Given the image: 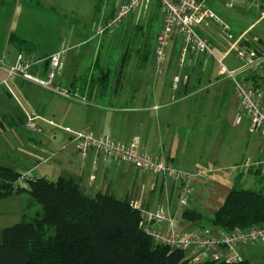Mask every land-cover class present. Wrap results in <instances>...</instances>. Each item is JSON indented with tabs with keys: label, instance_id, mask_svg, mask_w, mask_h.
<instances>
[{
	"label": "crops",
	"instance_id": "obj_1",
	"mask_svg": "<svg viewBox=\"0 0 264 264\" xmlns=\"http://www.w3.org/2000/svg\"><path fill=\"white\" fill-rule=\"evenodd\" d=\"M121 2L123 0L118 4ZM208 2L213 9L222 4L219 0ZM59 6L51 0H0V166L19 174L29 173L33 179L56 181L70 177L90 196L109 193L140 210L163 208L178 219L181 229L216 231L212 219L231 189L244 178L250 181L254 177L253 182L259 187L264 179L260 170L242 167L247 157L253 161L264 160V140L257 143L251 136L248 142L238 139L254 132L248 119L235 123L240 103L232 79L221 73L217 62L220 59L230 70L241 69L242 62L235 56L234 48L241 43L243 35L253 34L254 27L236 30L233 39L218 34L217 24L215 31L200 27V34L214 48V55L191 54L184 64H181V53L185 42L176 34L166 47L159 69L157 36L164 16L158 2L153 0L132 13L136 15V27L147 26L157 14L161 18L152 60L144 64L148 56H142L141 50L146 41L134 44L131 49L132 39L127 31L119 37L120 59L115 61L112 70L105 51L113 43L117 24L109 27V23L119 5L98 15L99 8L95 5L89 11L95 15L90 14L80 25L86 30L91 21L95 22L94 43L91 38L82 39L79 29L68 34L66 20L57 25L58 30L68 35L72 42L69 45L77 46L67 52L58 83L79 88L86 99L61 97V100L51 91L21 77H9L5 66L12 64L20 53L28 58L43 59L60 48V42L55 40L54 45L40 50L32 33L43 22L41 15L54 8L64 12ZM12 37L27 44L19 45ZM66 41L63 40V46ZM239 76L255 81L260 78L252 69L240 70ZM99 77L106 78L108 86L104 90L91 85V81ZM27 114L40 117L41 133H19ZM84 129L96 136L110 133L115 140L126 144L138 139L141 149L151 157L166 160L181 171L202 170L205 178L195 180L189 205L179 209L182 184L176 179L141 171L119 160H108L94 150L86 157L79 155L73 134ZM238 169L245 172L237 173ZM28 200L27 193H14L0 199V208L6 206L0 211V218L4 214L5 219L20 218V221ZM12 204L18 208L12 209ZM185 210L193 212V217H184ZM2 230L0 228V242ZM239 252L252 264L258 261L264 264V256L247 253L244 246Z\"/></svg>",
	"mask_w": 264,
	"mask_h": 264
},
{
	"label": "built area",
	"instance_id": "obj_2",
	"mask_svg": "<svg viewBox=\"0 0 264 264\" xmlns=\"http://www.w3.org/2000/svg\"><path fill=\"white\" fill-rule=\"evenodd\" d=\"M150 1L153 0H126L119 5L109 27L117 24L128 14ZM154 1L158 2L164 16L163 27L157 36L159 69L166 56V47L176 34L182 36L185 42L181 53V64H184L191 54L214 55L212 44L200 34L198 30L200 27H209V23H214L222 28L229 39L234 38L230 25L223 21L209 5V0ZM263 1L251 0L250 4L259 8V4ZM226 6L234 7L233 3H226ZM241 40V43L234 48L235 56L242 62L241 69L230 70L220 59H217V62L220 64L221 73L232 79L234 93L240 103L235 123L239 124L244 118L248 119L251 131L264 138V89L254 79H245L239 76L240 70H257L262 67L264 55L256 53L257 51L254 50L248 36L243 35ZM67 51L68 49L62 47L48 58L43 59L28 58L25 54L20 53L12 64L5 65L8 76L21 77L68 99L85 101L86 99L80 94L79 88H68L58 83V78L64 70ZM46 61H48V69L44 72L43 65ZM39 118L27 114L24 127L27 130L41 133L42 129L38 125ZM73 142L78 154L82 157H86L90 150H94L104 155L108 160H119L133 165L138 170L171 177L181 182L179 209H184L189 205L195 180L205 178L206 175L204 171L198 169L181 171L166 160L151 157L141 149L138 139H133L126 144L115 140L110 133L105 136H96L92 131L84 129L74 132ZM242 167L244 169L252 167L260 170L264 175V160L253 161L248 158ZM30 179L32 177L29 173H23L17 179L16 185L27 187ZM141 212L143 226L152 236L154 242L168 245L174 249H182L185 252L189 251L190 264H200L205 261L226 264L239 263L245 259L239 252L242 245L264 244V225L229 232L220 229L214 232L189 231L181 229L178 219L163 208L154 211L141 210Z\"/></svg>",
	"mask_w": 264,
	"mask_h": 264
},
{
	"label": "trees",
	"instance_id": "obj_3",
	"mask_svg": "<svg viewBox=\"0 0 264 264\" xmlns=\"http://www.w3.org/2000/svg\"><path fill=\"white\" fill-rule=\"evenodd\" d=\"M47 69L48 61L43 65L44 72ZM91 82L102 90L108 86L105 77ZM21 175L0 166V199L14 193L29 196L21 220L2 230L0 264H190L184 250L154 242L143 226L141 210L128 201L109 193L90 196L70 177L32 178L27 187H19ZM36 205L40 210L32 217L28 210ZM192 214L185 210L183 216ZM212 224L228 232L264 225V179L258 188L235 185ZM233 264L252 263L244 259Z\"/></svg>",
	"mask_w": 264,
	"mask_h": 264
},
{
	"label": "rangeland",
	"instance_id": "obj_4",
	"mask_svg": "<svg viewBox=\"0 0 264 264\" xmlns=\"http://www.w3.org/2000/svg\"><path fill=\"white\" fill-rule=\"evenodd\" d=\"M51 1H56L57 3H59V5H61L59 6V9L64 11L65 13L60 12L57 8H54V10L52 9L48 13L41 15L43 17V22L40 21L41 24H38L37 28L32 32L36 36L35 41L36 43H38V47L40 50H46L47 47L54 45V41L57 40L60 42L59 49L64 47L68 49V51H70L74 48H77V46L71 47V45H69V44H72V42L69 40L67 34L65 35L64 32H62V30H58V27H57L58 23L62 25V23L63 22L65 23V20H66L65 28L68 34H70L72 31H77L79 29L81 30V33L83 34L81 37L82 39L91 38L90 41L94 43L93 39L96 38L95 22L93 23L91 21V23L87 26L86 30L84 26H80L86 22L85 18L88 16L90 17V14L92 16L95 15L93 13H89V11L91 12V8L93 9L95 5L98 6L99 10L97 11V15H98V12L100 14L101 11L103 12L106 11L108 13L110 10H113L115 6L123 4L126 0H123V2H121L120 4H118L119 0H51ZM219 1L220 2L222 1L221 2L222 4L220 6H217L214 10L221 17L223 21H225L227 24L230 25L231 30L233 32H235L236 30L242 31L251 26L252 27L250 29L252 30V28L254 27V29L252 30L253 34L247 35V36L249 37L250 42L253 43V48L255 51H257L256 53L258 55H261V54L264 55V16H263L264 1L263 3L259 4V8L252 6V4H250L251 0H242V1L241 0H219ZM226 3H233L234 7L229 8L228 6H226ZM132 13L124 17L114 27L115 34L112 36L113 43L108 48V51H105V53L107 52L110 57L108 63H109V68L112 70L114 69L115 61L120 59V49H119L120 47L118 45V41H119V37L122 35L121 33L123 32L128 31V34H130V38L132 39L131 42L133 44L131 49L134 48V44L137 46L138 42L141 44L143 43V41L144 42L146 41L144 43L145 45L143 46L141 50L142 56L143 55L148 56L147 59H145L144 64L150 62V60H152V56L154 55L153 46H155V40L157 36V35L155 36V34L159 30V23L161 21V18L157 14L155 15V17L151 19L150 23L147 26L136 27L134 24L136 22V15L134 16ZM107 17L108 15L103 20H106ZM23 24L24 22H21V25ZM215 25L216 24L214 23H209L208 28L212 31L213 30L215 31V27H214ZM216 26L219 27L218 34L225 35V37H227L226 33L222 30V28L219 25H216ZM92 27H93V31H90ZM60 28H62V26H60ZM141 32H143L142 34L144 35L140 37L139 34H141ZM67 39L68 41H66ZM43 40H48V41H43ZM63 40L66 41L64 46H63ZM148 43L151 44V47L150 45L148 46ZM256 72L258 73L260 77L259 81L257 82L260 83V85L264 89V64L262 65V67L257 69ZM50 93L54 94L55 96L54 95L53 96L56 97L57 99L58 98L61 99L62 97L58 95L57 93H54V92H50ZM18 131L21 135H29L31 134V132H34L31 130H27L25 127L23 128L20 127ZM250 136L257 143H261L262 140H264V138H262L260 135L256 133L249 134L248 136L247 135L238 136V139L242 142H248ZM24 139L27 141L26 138ZM252 143H254V141ZM33 147L39 148L38 145L37 146L33 145ZM25 148L26 147H24V149ZM52 148L54 149L55 146H53ZM27 149H30V148H27ZM236 172L242 173L245 171L242 169H238V171ZM253 181H254V177L251 178L250 181L247 180V178H244L240 182V185L245 189L258 188L259 187L258 184L254 183ZM14 206H15L14 204L11 205L12 209L18 208V205H16V207ZM35 208L40 210L39 205L32 206L28 210V214H30V216L32 217L35 216L36 214ZM5 209H6V206H1L0 211L3 212ZM24 212H25V209H24ZM4 217L5 216L3 214L1 215V218H0V228L1 229H4L5 227H9V226L16 224V222H19L18 220L20 219V218L18 220L5 219ZM242 246L246 247L247 253L251 254V252H254L258 257L264 256V244L250 243V244H246ZM186 254L187 256H189V251L186 252ZM247 256H250V255H247ZM258 262H255V264H261V262L260 263Z\"/></svg>",
	"mask_w": 264,
	"mask_h": 264
}]
</instances>
